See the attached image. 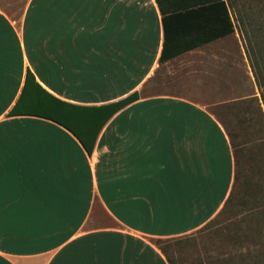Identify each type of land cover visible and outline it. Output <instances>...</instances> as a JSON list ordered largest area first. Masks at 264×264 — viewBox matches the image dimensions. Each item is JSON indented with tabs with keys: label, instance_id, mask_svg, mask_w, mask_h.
I'll use <instances>...</instances> for the list:
<instances>
[{
	"label": "crops",
	"instance_id": "obj_1",
	"mask_svg": "<svg viewBox=\"0 0 264 264\" xmlns=\"http://www.w3.org/2000/svg\"><path fill=\"white\" fill-rule=\"evenodd\" d=\"M132 2L26 0L17 19L0 7V264H167L148 241L211 220L233 147L264 140L245 53L233 78L206 51L230 34L207 42ZM26 70L51 98L22 91Z\"/></svg>",
	"mask_w": 264,
	"mask_h": 264
},
{
	"label": "rangeland",
	"instance_id": "obj_2",
	"mask_svg": "<svg viewBox=\"0 0 264 264\" xmlns=\"http://www.w3.org/2000/svg\"><path fill=\"white\" fill-rule=\"evenodd\" d=\"M25 1L0 0V7L17 19ZM224 1L233 33L208 46L206 51L224 53V67L218 68H223L225 77L233 78L239 77L243 69L236 52L245 53V49L252 52V64L262 69L258 77L263 89L259 91L256 86V90L264 98V0ZM239 89L243 91V85ZM235 159L238 180L233 200L222 212L218 213L219 210L211 220L187 235L149 240L161 259L165 260L158 248L172 264H264V228L258 230L262 220L251 215L254 207H264V145L259 151L254 147L239 151ZM101 222L107 223L104 218Z\"/></svg>",
	"mask_w": 264,
	"mask_h": 264
},
{
	"label": "trees",
	"instance_id": "obj_3",
	"mask_svg": "<svg viewBox=\"0 0 264 264\" xmlns=\"http://www.w3.org/2000/svg\"><path fill=\"white\" fill-rule=\"evenodd\" d=\"M153 1L162 18V23H163V17L169 16L176 21L189 24L198 31H200L203 38H205L207 42L216 40L220 37L227 36L233 33V24L231 21V17L229 15L227 4L225 3L224 0H153ZM163 31H164V26H163ZM245 53H246V58L249 60L248 65L252 73L255 85L260 91V89L261 90L263 89V85L260 84L258 74L260 73V71H262V69L259 68L258 66L255 68V66L252 64V61L250 59L253 54L252 52L245 49ZM166 57L167 56L164 54V47H163L161 50L159 61L164 60ZM28 81L33 82V77L31 73L28 70H26L22 91L24 90L26 86V82ZM34 85L36 89H38V91L51 98V96L46 92H44L37 84L34 83ZM134 99H135V94L133 93L116 103H112L110 105L113 108L112 113ZM260 99L264 108V98L262 95H260ZM10 112L12 113V110ZM61 125L65 129L70 131L73 135H75L71 129H68L63 124ZM79 142L81 143L87 154H89L91 150V146L85 145L81 140H79ZM261 145H264V140L255 141L250 143L249 145L233 147V158H234L233 183L230 192L218 213L222 212L223 209L227 206V204L230 203L234 198L233 191H234V187L236 186V182L238 180V172L236 170L237 163L235 159L237 152L252 147H254V149L256 148L259 151ZM260 208L261 206L259 208L254 207L251 210L252 213L251 215H254L255 217H260L262 220V223L258 227V230L264 228V207H262L261 209ZM158 249L163 254L166 263L172 264L168 259V257L166 256L165 252L160 248Z\"/></svg>",
	"mask_w": 264,
	"mask_h": 264
}]
</instances>
